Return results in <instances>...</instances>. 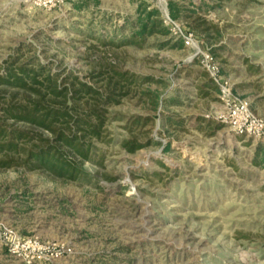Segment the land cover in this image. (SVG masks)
<instances>
[{"label":"rangeland","instance_id":"rangeland-1","mask_svg":"<svg viewBox=\"0 0 264 264\" xmlns=\"http://www.w3.org/2000/svg\"><path fill=\"white\" fill-rule=\"evenodd\" d=\"M85 1L84 7L70 0L62 11L47 12L25 0H0V65H42L89 82L108 57L124 71L166 80L168 109L146 127L134 124L145 116L137 99L110 109L115 140L102 174L114 182L88 186L39 171L0 170V264H264V168L252 165L264 136L240 137L221 125L223 96L205 90L200 74L217 69L210 75L232 103L247 104L264 122V0H233L211 12L207 18L224 30L220 41L170 21L165 9L171 0ZM181 1L192 7L202 0ZM142 3L158 8L173 36L191 39V47L161 51L153 38L142 49L109 53L97 44L128 36ZM93 45L99 49L90 51ZM127 127L158 146L124 153L117 143L130 136ZM4 228L38 239L49 249L45 260L11 257ZM64 252L70 255L62 259Z\"/></svg>","mask_w":264,"mask_h":264},{"label":"trees","instance_id":"trees-1","mask_svg":"<svg viewBox=\"0 0 264 264\" xmlns=\"http://www.w3.org/2000/svg\"><path fill=\"white\" fill-rule=\"evenodd\" d=\"M80 1L84 7L86 1ZM232 1L202 0L199 6L192 3L190 7L181 0H171L167 7L169 20L184 21L192 34H200L208 41H220L224 37L223 28L207 16ZM246 1L248 4L258 2ZM165 21L158 8L149 9L142 3L136 16L131 22L128 20V36L118 43L114 37L109 41L104 38L96 41L109 53L128 47L142 49L153 38H158L156 47L161 51L188 49L185 39L174 37ZM98 49L93 45L89 50ZM104 62L92 71L89 82L73 72L66 77L54 75L42 65L28 67L11 62L0 65L1 171H39L55 180L88 186H96L102 179L114 182L113 178L102 174L107 149L115 140L110 130V109L120 106L125 99H137L145 116L135 119L134 124L138 127L155 124L161 121L163 110L168 109L169 85L163 78L124 71L108 57ZM200 74L207 79L205 90L221 93L220 85L206 70ZM199 90L204 95V88ZM177 100L174 99L173 104L181 105ZM125 130L130 136L117 143L124 153L135 155L158 146L154 139L144 143L134 130L128 127ZM157 163L169 171L162 162ZM87 164L96 168V173L88 171ZM252 165L264 168L262 146L257 148Z\"/></svg>","mask_w":264,"mask_h":264},{"label":"built area","instance_id":"built-area-1","mask_svg":"<svg viewBox=\"0 0 264 264\" xmlns=\"http://www.w3.org/2000/svg\"><path fill=\"white\" fill-rule=\"evenodd\" d=\"M69 0H25L33 9L40 11H62ZM193 38V36H192ZM193 43V41H192ZM187 47H191V39L185 38ZM208 71L213 76L217 69L209 67ZM218 83V81H216ZM219 84V83H218ZM220 85V84H219ZM222 102L225 105L226 114L220 119L221 125L231 128L237 136L259 138L264 136V122L254 116L249 106L242 102L232 103L229 91L221 86ZM2 235L4 246L11 257L29 260L33 262L45 260L48 247H44L36 238L20 237L13 229L4 228ZM66 252L60 254V258L69 257ZM31 263V262H29Z\"/></svg>","mask_w":264,"mask_h":264},{"label":"water","instance_id":"water-1","mask_svg":"<svg viewBox=\"0 0 264 264\" xmlns=\"http://www.w3.org/2000/svg\"><path fill=\"white\" fill-rule=\"evenodd\" d=\"M166 16L169 18L168 9H165Z\"/></svg>","mask_w":264,"mask_h":264},{"label":"crops","instance_id":"crops-1","mask_svg":"<svg viewBox=\"0 0 264 264\" xmlns=\"http://www.w3.org/2000/svg\"><path fill=\"white\" fill-rule=\"evenodd\" d=\"M69 1H70V0H69ZM69 1H68V2H69Z\"/></svg>","mask_w":264,"mask_h":264}]
</instances>
